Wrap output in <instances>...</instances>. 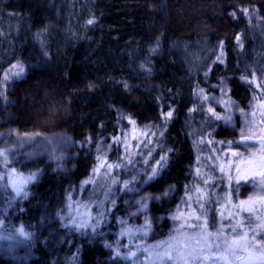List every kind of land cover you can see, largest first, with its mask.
I'll return each instance as SVG.
<instances>
[{"label":"trees","instance_id":"16d2710c","mask_svg":"<svg viewBox=\"0 0 264 264\" xmlns=\"http://www.w3.org/2000/svg\"><path fill=\"white\" fill-rule=\"evenodd\" d=\"M16 61L25 73L3 91L2 75ZM262 79L264 0H0V138L12 130L62 138L55 155L36 153L22 164L39 177L26 197L7 195L0 208V230L29 233L0 246V264H64L76 248L78 264H128L123 252L133 243L116 237L125 208L106 209V223L85 237L59 222L64 180L78 183L97 148L113 147L128 121L149 131L164 124L167 149L159 151L173 150L170 163L142 190H171L172 205L195 157L188 117L203 110L206 94L222 98L214 87L245 109L251 81ZM232 123L218 126L220 141L236 138L239 115ZM165 209L152 204V221ZM153 223L148 241L169 227L166 219Z\"/></svg>","mask_w":264,"mask_h":264},{"label":"rangeland","instance_id":"374dc122","mask_svg":"<svg viewBox=\"0 0 264 264\" xmlns=\"http://www.w3.org/2000/svg\"><path fill=\"white\" fill-rule=\"evenodd\" d=\"M17 64L23 66L16 61L5 69L1 85L3 91L22 76L4 81L8 70ZM250 85L254 92L245 109L234 107L228 93L214 87L217 94L223 93L222 98L209 102L203 97V110L198 109L188 117L195 157L190 165V179L175 203L168 205L173 191L165 190L162 193L167 192V196L147 201L148 210L140 211L137 202L142 197L160 194L143 191L144 185L134 177L143 176L147 167L145 160L150 158L149 149L155 150L152 152L154 159H151L153 166L163 156L159 150L161 145L163 151L167 149L164 142L166 130L164 124L149 131L128 121L113 147L97 148L94 165L78 183L74 185L71 178L64 180L65 188L57 206L60 224L91 237L94 227L106 223V209L118 206L125 208L126 216L118 219L116 237L125 236L126 243H133L123 252L128 264H239L246 254L257 257L258 264H264V79L259 82L252 80ZM236 114L239 115V124L234 130L236 138L220 141L216 135L218 126L224 122V126L233 129L232 120ZM145 144L147 147H143ZM61 146L59 135L24 138L12 130L0 138V190L6 192V204L2 196L0 208L7 206V195L18 196L17 188L31 174L21 169L22 164L36 153L55 155ZM132 153L137 155L130 157ZM130 158L139 162L124 167ZM148 171L150 174V169ZM238 176L248 179L240 181ZM31 184L25 186L27 192ZM125 184L137 191L126 190ZM152 204L167 208L153 221L160 226L166 219L169 227L161 230V237L148 241L154 227L149 210ZM72 217L77 223L85 220L87 223L76 227L69 222ZM97 218L100 223L94 225L93 220ZM19 228L21 226L14 230L7 227L0 230V246L16 244ZM46 232L50 235L57 233L55 229ZM232 241L236 244L229 249ZM104 245L112 247L108 239ZM78 261L79 249L76 248L64 264H78Z\"/></svg>","mask_w":264,"mask_h":264},{"label":"snow or ice","instance_id":"6c2138e0","mask_svg":"<svg viewBox=\"0 0 264 264\" xmlns=\"http://www.w3.org/2000/svg\"><path fill=\"white\" fill-rule=\"evenodd\" d=\"M92 21H89V24H91ZM237 40H239V37H237ZM24 73V68L22 65L17 64V65H13L11 69L8 70V72L5 74L4 76V81H8L10 79V77H18L23 75ZM197 95H202V93H198ZM205 100H212L213 102H215V98L214 97H204ZM211 111V109H210ZM213 115H215L213 113ZM171 118H173V112H168L165 115V121L167 122L168 120H170ZM217 119H222L221 117H216ZM226 118V117H225ZM143 147H147V145H143ZM160 150L163 151V145L160 146ZM154 149H149V159L145 160V164L147 165V167L143 170V176H137L134 177V179H138L141 185H148L150 183L156 182L158 181L164 174V172L167 170L169 163H170V159H169V153H171L173 150L172 149H168V151L159 158V160H156L155 166H153L151 164V159H154V156H152V152H154ZM137 155V153H132L130 154V157ZM139 161H134L133 159H129L128 165H124V167H128L129 165H134V163H138ZM111 167V166H109ZM116 167H120V165H116ZM150 169V174H149V170ZM221 171H224V167H221ZM39 177V173H31L28 177L24 178V183L21 184L20 187L17 188V195L18 196H23L26 197L28 195V192L25 190V186L27 184H30L32 182H34L35 180H37ZM211 179V178H210ZM231 179V177H230ZM248 177L246 176H238V180L240 181H245L247 180ZM208 181H205V184H207ZM125 189L128 191H137L136 188H131L129 189L127 184H125ZM197 191H200L199 189H197ZM167 192L161 193L160 196H156V195H152L149 194L147 196H144L141 198L140 201H138L137 203L140 206V211H144L146 212L148 210V204L146 203L147 201H156L158 199H161L164 196H167ZM176 217L174 216L173 219H175ZM70 223L74 224L76 227H83L84 223H87V220L84 221V223H77V221L75 220V217H72L69 221ZM100 223V219H94L93 220V224L94 225H98ZM147 221L145 223V227H147ZM17 231L19 232V234L21 236H25L27 237L29 235V233H26L24 231V228L21 227L19 229H17ZM236 244V241H232L231 244H229V249H231L234 245ZM110 247V246H109Z\"/></svg>","mask_w":264,"mask_h":264},{"label":"water","instance_id":"95a60500","mask_svg":"<svg viewBox=\"0 0 264 264\" xmlns=\"http://www.w3.org/2000/svg\"><path fill=\"white\" fill-rule=\"evenodd\" d=\"M1 224L2 221L0 222V225ZM258 263H259V259L249 254L244 255L239 261V264H258Z\"/></svg>","mask_w":264,"mask_h":264}]
</instances>
